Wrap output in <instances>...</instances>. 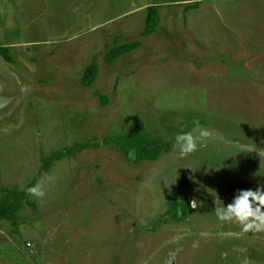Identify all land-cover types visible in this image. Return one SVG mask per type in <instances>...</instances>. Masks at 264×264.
Here are the masks:
<instances>
[{
    "label": "rangeland",
    "instance_id": "374dc122",
    "mask_svg": "<svg viewBox=\"0 0 264 264\" xmlns=\"http://www.w3.org/2000/svg\"><path fill=\"white\" fill-rule=\"evenodd\" d=\"M136 134L168 150L106 142ZM37 183L0 264H264V233L215 215L264 187V0H0V197Z\"/></svg>",
    "mask_w": 264,
    "mask_h": 264
},
{
    "label": "trees",
    "instance_id": "16d2710c",
    "mask_svg": "<svg viewBox=\"0 0 264 264\" xmlns=\"http://www.w3.org/2000/svg\"><path fill=\"white\" fill-rule=\"evenodd\" d=\"M159 24V13L156 6H152L149 9V16L147 20V25L144 30L145 36L152 35ZM140 42L131 43L123 46H119L111 50L105 61L107 64H112L115 60L121 56L130 53L140 47ZM6 51L5 48L1 49ZM98 66L96 61H94L89 67L83 83L85 85H92L96 80L98 74ZM107 143H112L117 147L121 148L124 153L130 154L131 152H136V160L138 162L144 161H156L158 160L162 153L168 150V144L163 142L160 139H153L148 135L136 134V135H127L119 136L114 139H107ZM92 147L90 142L80 144L78 149L84 150ZM29 196L26 194V191L23 193H18L16 191H8V193L0 197V219L13 222L17 224V216L23 207V202L28 201Z\"/></svg>",
    "mask_w": 264,
    "mask_h": 264
},
{
    "label": "clouds",
    "instance_id": "9594fccd",
    "mask_svg": "<svg viewBox=\"0 0 264 264\" xmlns=\"http://www.w3.org/2000/svg\"><path fill=\"white\" fill-rule=\"evenodd\" d=\"M199 147L192 132L181 131L176 134L174 148L178 151L180 158H187L196 153ZM193 170L196 169L193 168ZM26 194L36 199H42L46 195L39 183L28 187ZM195 206L194 203L193 207ZM215 215L222 223L239 224L242 233H264V187L257 190L239 191L233 202L227 206L221 205L216 200ZM246 264H251V262L247 261Z\"/></svg>",
    "mask_w": 264,
    "mask_h": 264
}]
</instances>
